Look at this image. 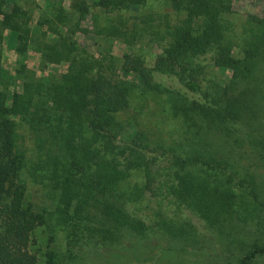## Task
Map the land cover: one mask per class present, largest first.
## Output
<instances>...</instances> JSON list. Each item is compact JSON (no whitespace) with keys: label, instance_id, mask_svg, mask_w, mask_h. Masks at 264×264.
Wrapping results in <instances>:
<instances>
[{"label":"trees","instance_id":"obj_1","mask_svg":"<svg viewBox=\"0 0 264 264\" xmlns=\"http://www.w3.org/2000/svg\"><path fill=\"white\" fill-rule=\"evenodd\" d=\"M149 1L92 0V4L109 12L139 10ZM156 1L177 15L176 22L167 25L161 35V52L150 63L139 55L125 54L121 69L130 73L132 80L112 79L107 74L109 66L100 60L69 58L68 73L74 78L73 87L81 93L82 106L76 112L68 111L65 125L60 123L61 115L52 118L47 108L33 110L35 125L28 124L27 128L35 139L34 160L19 148L17 125L6 117H25L31 112L0 107V264H31L33 260L25 261L21 251L28 244L32 222L52 228L56 247L47 252L45 264H87L90 256L127 235L141 237L161 231V236L176 239L178 231L191 234V217L182 214L185 210L216 230L220 225L214 222L235 216L237 205L245 212L244 206L255 199L252 188L249 190L239 175L191 156L186 147L191 135L183 125L174 134L159 130L155 138L162 142V151L147 155L145 140H155L141 120L144 112L130 117L126 110L134 97L150 100L152 105L146 108L148 121L157 114L160 117L154 125L156 130L158 121H164V111L153 102L165 104L177 95L190 102L193 99L211 118L226 124L228 131L238 132V126L245 124L246 110L211 95L203 84L204 74L208 68L225 65L232 76L245 77L254 70L256 63L264 59V15H247L250 29L238 56L233 54L236 44L223 21L233 11V0ZM74 5L80 19L89 12L87 1ZM141 32L128 34L119 23L106 33L121 36L130 45ZM20 50L24 51V46ZM24 70L21 65L15 73L20 76ZM21 86L22 93L15 97L30 99L28 87ZM140 123L145 127L140 128ZM132 172L140 174L133 188L135 198L148 195L163 201L173 209L168 217L162 203L156 222L149 214L134 211L132 199L122 191L124 178ZM25 182L41 185L49 200L53 198L54 206L57 204L58 213L48 210L52 206L49 200L46 202L50 207L28 203ZM194 184L204 188L197 191L198 197L191 190ZM192 231L199 236L196 227ZM262 255L264 244L247 251L238 264H250Z\"/></svg>","mask_w":264,"mask_h":264},{"label":"rangeland","instance_id":"obj_2","mask_svg":"<svg viewBox=\"0 0 264 264\" xmlns=\"http://www.w3.org/2000/svg\"><path fill=\"white\" fill-rule=\"evenodd\" d=\"M78 1L0 0V107L31 112L25 117H6L17 125L19 148L32 160L35 139L27 127L28 124L35 125L33 110L47 108L52 118L61 115L60 123L65 125L68 111L76 112L82 106L81 93L73 87L74 78L68 73L69 58L83 56L100 60L109 66L107 74L112 79L132 80L134 77L121 69L123 56L139 55L147 63L152 62L161 52L164 42L161 35L165 27L177 20L170 7L156 0L149 1L139 10L109 12L94 6L92 0H84L90 5L89 12L80 19L74 5ZM249 13L264 15V0H233V11L224 16L230 39L236 44L234 55H240V46L250 29ZM119 23L128 34L134 30L142 32L129 45L121 36L106 33ZM23 46L24 51L20 52ZM21 65L25 68L24 73L17 76L15 72ZM203 84L211 95L216 94L246 110L245 124L238 126V132L228 131L226 124L211 118L200 109L202 107L194 104L193 99L190 102L177 95L168 98L165 104L153 102L164 111V121L162 124L158 121L156 130L154 125L160 117L157 114L148 121L150 117L146 108L152 105L150 100L144 102V99L140 101L134 97L126 114L131 117L136 112H144L141 120L155 140L152 143L145 140L147 155H159L162 151L159 147L162 142L155 138L159 130L167 129L174 134L173 131L183 125L191 135L186 142L191 156L201 157L212 166L239 175L248 189L252 188L255 199L250 206H244L245 212L237 205L235 216L214 222L220 225L216 230L207 228L203 219L185 210L182 214L191 217V234L181 230L176 239L161 236V231L147 232L141 237L127 235L90 256L87 264H238L247 251L264 244V59L258 61L245 77L232 76L228 65L208 68ZM21 85L28 87L30 99L15 97L22 93ZM141 124L140 128H144L145 125ZM171 138L172 134L169 140ZM137 180H140V174L133 175L132 172L124 178L122 188L125 196L132 199L130 206L134 211L149 214L150 220L156 222L159 218L156 213L162 203L168 217L173 209L163 201L148 195L135 198L137 193L133 188ZM202 186L191 185L194 196L198 197L197 191L204 190ZM25 187L24 196L28 203L50 207L41 185L25 182ZM50 202L52 206L48 210L58 213L52 197ZM32 224L34 222L21 256L25 261L33 260L31 264H45L47 252L56 247L51 237L52 228L47 224ZM194 227L199 236L192 231ZM250 264H264V255L254 258Z\"/></svg>","mask_w":264,"mask_h":264},{"label":"crops","instance_id":"obj_3","mask_svg":"<svg viewBox=\"0 0 264 264\" xmlns=\"http://www.w3.org/2000/svg\"><path fill=\"white\" fill-rule=\"evenodd\" d=\"M6 30H4V32H5ZM2 46H3V44H2ZM3 49V48H2ZM15 59H16V57H15Z\"/></svg>","mask_w":264,"mask_h":264}]
</instances>
